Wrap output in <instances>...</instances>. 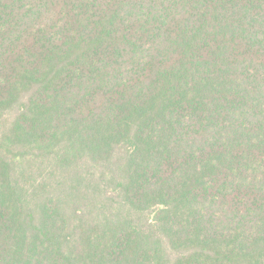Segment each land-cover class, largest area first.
I'll use <instances>...</instances> for the list:
<instances>
[{
    "label": "trees",
    "instance_id": "trees-1",
    "mask_svg": "<svg viewBox=\"0 0 264 264\" xmlns=\"http://www.w3.org/2000/svg\"><path fill=\"white\" fill-rule=\"evenodd\" d=\"M0 264H264V0H0Z\"/></svg>",
    "mask_w": 264,
    "mask_h": 264
}]
</instances>
